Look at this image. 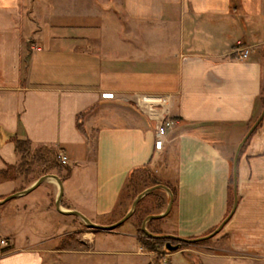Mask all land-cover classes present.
I'll use <instances>...</instances> for the list:
<instances>
[{
	"label": "crops",
	"instance_id": "crops-1",
	"mask_svg": "<svg viewBox=\"0 0 264 264\" xmlns=\"http://www.w3.org/2000/svg\"><path fill=\"white\" fill-rule=\"evenodd\" d=\"M263 83L264 0H0V171L13 167L0 176V202L13 195L0 203V264H43L37 236L77 216L57 209L54 178L16 194L46 174L62 180L63 210L96 221L133 170L152 167L176 190L166 235L215 229ZM164 120L174 123L157 149ZM14 137L69 163L25 171ZM237 196L226 227L264 233V122L239 153Z\"/></svg>",
	"mask_w": 264,
	"mask_h": 264
},
{
	"label": "rangeland",
	"instance_id": "rangeland-1",
	"mask_svg": "<svg viewBox=\"0 0 264 264\" xmlns=\"http://www.w3.org/2000/svg\"><path fill=\"white\" fill-rule=\"evenodd\" d=\"M262 94L264 95V83ZM258 117L251 122L248 131ZM263 122L264 118L254 129L255 132ZM147 169L161 183H167L162 172L155 171L152 167ZM152 186L153 182L144 176V172L137 173L134 180L124 189L116 210L110 216L92 221L103 227H95L80 217L70 216L67 226L62 223V230L50 229L53 230L50 234H39L35 247L44 254L43 264H264L263 231L259 229L255 234L250 232L243 235L236 227L227 228L226 225L234 221L235 213L224 225L213 229L200 243L169 237L162 238L164 243L169 241L178 245L177 250L169 251L165 244L158 248L152 246L153 244L146 245L144 241L147 243L148 239L142 232V222L148 215L160 214L166 210L169 196L165 189H160L154 196L145 197L136 206L131 217L120 225L113 226L130 211L138 194ZM229 195L233 199L231 191ZM160 197L165 200L161 206L158 204ZM145 227L147 231L158 227L161 235H166L170 230L165 220L151 223L148 221ZM1 240L0 246H5Z\"/></svg>",
	"mask_w": 264,
	"mask_h": 264
},
{
	"label": "trees",
	"instance_id": "trees-1",
	"mask_svg": "<svg viewBox=\"0 0 264 264\" xmlns=\"http://www.w3.org/2000/svg\"><path fill=\"white\" fill-rule=\"evenodd\" d=\"M262 91H263V88H262ZM261 103H262V107H264V95L263 94L261 95ZM85 114L86 113H82V114L79 115L80 122L78 123V127L80 128V130L82 131L83 134H86V132L83 129L81 120L84 118ZM253 132L251 133V135L253 134ZM251 135L247 138L246 141H248V139L251 137ZM13 139L15 141L16 150L21 155V162H20V165L19 166L22 167L23 170L29 171V170L32 169V166H34L35 164H41V165L44 166V168L42 170L43 173H47V172H50L51 170H53L55 168H59L60 166H64L63 164H61V162L58 159V150L55 147H53V146H47V145H39L35 149H33L32 148V145H31V142H30L29 139H20V138H17V137H14ZM245 145H243V147ZM243 147L241 148V151H242ZM66 169H67V172L70 173V169L69 168H66ZM12 171H13V167L10 166L7 169L1 170L0 171V176L2 178H4V179H11V178H13ZM139 172H144V176H146L147 179H150L153 182V186L154 185H157V184H163V185L169 187L171 189L172 193H173L174 201H175V198H176V190H175V188L171 184H169V183H165V182L164 183H161L159 180L156 179V177L152 174V172L148 171L147 167H141V168H138V169L133 170L131 172L130 176L128 177L126 186H129V184L131 183V181L134 180L135 175L137 173H139ZM228 188H229V192L231 191L232 194H233V199L231 197L230 200H229V211H228V214L226 215V217L224 218V220L221 222V224L229 216L230 211H231L232 206H233L234 201H235L234 174H233V172H232V174L230 176V179H229V187ZM158 191H160V189H154L153 191L149 192L148 194H146L139 201V203L142 200H144L145 197H147V196H154L155 194H157ZM164 203H165V200H164L163 197L158 198V204H159V206L163 205ZM138 204H137V206H138ZM162 219L163 218H155V219H151L149 221H150V223L151 222H160V221H162ZM142 232L145 235H147L146 237L148 239V242L146 243L144 241V243L146 245L153 244L152 246H156V248H158L159 246L165 244L164 241H163V239L161 237H159V235H161L162 232H161V230L158 227H156V229L155 228L154 229L152 228V231L151 230L150 231H145L142 228ZM210 233H212V231H210L206 235H203V236H200V237L189 238V239H187V242L188 241H192V242H195V243H200ZM7 250H8V248H5V249H3V252L4 251H7Z\"/></svg>",
	"mask_w": 264,
	"mask_h": 264
},
{
	"label": "water",
	"instance_id": "water-1",
	"mask_svg": "<svg viewBox=\"0 0 264 264\" xmlns=\"http://www.w3.org/2000/svg\"><path fill=\"white\" fill-rule=\"evenodd\" d=\"M264 118V107H263V110L261 112V114L259 115L257 121L254 123V125L251 127V129L248 131V133L245 135V137L243 138V140L241 141V143H239L238 147H237V150H236V153H235V157H234V162H233V174H234V193H235V201H234V206H233V209L230 213V215L227 217V219L220 225H224L227 220L229 219V217H231L237 207V202H238V199H237V164H238V157H239V153H240V149L241 147L243 146V144L246 142L247 138L251 135V133L254 131V129L258 126V124L260 123V121ZM54 178L58 181V183L60 184V193H59V196L57 198V201H56V206H57V209L62 212V213H66V214H73V215H77V216H80L87 224L89 225H92V226H95V227H103V226H99L95 223H93L92 221H90V219H88L86 216H84L83 214H81L80 212L78 211H66V210H63L61 208V199H62V196H63V184H62V180L56 175V174H46L42 177H40L37 182L35 184H33L29 189H26V190H23L19 193H16V194H24V193H27L28 191H30L31 189L35 188L36 186H38L39 184H41L46 178ZM154 189H165L169 195H170V199H169V202H168V205H167V208L166 210L163 212V213H160V214H152V215H149L142 223V228L143 230L147 231L146 229V223L151 220V219H155V218H163L165 216H167L170 211H171V208H172V205H173V202H174V196H173V193L171 191V189L163 184H157V185H154L152 187H149L147 189H145L143 192H141L140 194H138V196L135 198L133 204H132V208L130 209V211H128V213L125 215V217L123 219H121L120 221H118L117 223H115L113 226H117V225H120L122 222H124L127 218L131 217L135 211V208L137 206V204L139 203V201L146 195L148 194L149 192L153 191ZM13 195L7 197L6 199H4L3 201H1L0 203L2 202H5L6 200H8L9 198H11ZM159 237L161 238H169L171 237L170 235H159ZM165 246L166 248L169 250V251H175L178 249V245H173L171 244L169 241L165 243Z\"/></svg>",
	"mask_w": 264,
	"mask_h": 264
},
{
	"label": "built area",
	"instance_id": "built-area-1",
	"mask_svg": "<svg viewBox=\"0 0 264 264\" xmlns=\"http://www.w3.org/2000/svg\"><path fill=\"white\" fill-rule=\"evenodd\" d=\"M248 53H249L248 50H245L238 57L240 59L246 58L248 56ZM144 100H145V102H151L149 105H150V107H152L153 102L156 99L153 97H150V98H145ZM173 123H174L173 120H164L157 127V139L155 141V147L157 149L162 148L163 142H164L163 137L165 136L167 129L170 126H172ZM58 159L61 162V164H63V165H67L69 163L68 155L63 150L58 151ZM1 243L5 244V245L7 244V242L4 239L1 240Z\"/></svg>",
	"mask_w": 264,
	"mask_h": 264
}]
</instances>
